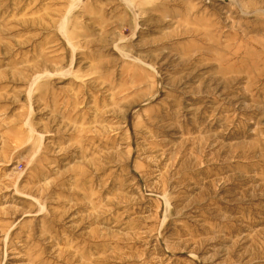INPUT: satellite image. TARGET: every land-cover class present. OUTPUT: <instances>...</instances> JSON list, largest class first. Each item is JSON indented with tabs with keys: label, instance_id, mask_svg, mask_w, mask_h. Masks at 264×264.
I'll return each mask as SVG.
<instances>
[{
	"label": "rangeland",
	"instance_id": "obj_1",
	"mask_svg": "<svg viewBox=\"0 0 264 264\" xmlns=\"http://www.w3.org/2000/svg\"><path fill=\"white\" fill-rule=\"evenodd\" d=\"M0 264H264V0H0Z\"/></svg>",
	"mask_w": 264,
	"mask_h": 264
}]
</instances>
